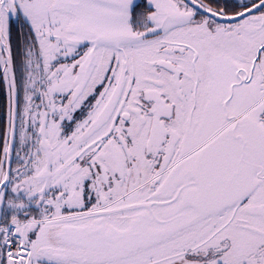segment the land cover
Segmentation results:
<instances>
[{"label": "snow or ice", "instance_id": "6c2138e0", "mask_svg": "<svg viewBox=\"0 0 264 264\" xmlns=\"http://www.w3.org/2000/svg\"><path fill=\"white\" fill-rule=\"evenodd\" d=\"M0 264H264V0H0Z\"/></svg>", "mask_w": 264, "mask_h": 264}]
</instances>
